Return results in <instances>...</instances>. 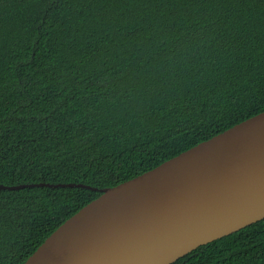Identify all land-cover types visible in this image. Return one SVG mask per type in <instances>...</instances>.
<instances>
[{"label": "trees", "instance_id": "trees-1", "mask_svg": "<svg viewBox=\"0 0 264 264\" xmlns=\"http://www.w3.org/2000/svg\"><path fill=\"white\" fill-rule=\"evenodd\" d=\"M263 112L264 0H0V264ZM173 264H264V219Z\"/></svg>", "mask_w": 264, "mask_h": 264}, {"label": "water", "instance_id": "water-1", "mask_svg": "<svg viewBox=\"0 0 264 264\" xmlns=\"http://www.w3.org/2000/svg\"><path fill=\"white\" fill-rule=\"evenodd\" d=\"M100 193L24 264H173L262 221L264 112Z\"/></svg>", "mask_w": 264, "mask_h": 264}]
</instances>
